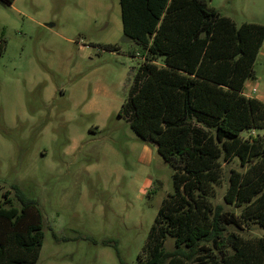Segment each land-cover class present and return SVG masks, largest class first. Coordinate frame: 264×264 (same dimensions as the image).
Returning a JSON list of instances; mask_svg holds the SVG:
<instances>
[{
  "label": "rangeland",
  "instance_id": "obj_1",
  "mask_svg": "<svg viewBox=\"0 0 264 264\" xmlns=\"http://www.w3.org/2000/svg\"><path fill=\"white\" fill-rule=\"evenodd\" d=\"M207 3L237 25H264V0ZM0 36V202L8 191L16 207L18 192L36 202L44 219L36 264H141L174 170L134 133L130 113L120 114L145 51L124 37L119 0H15L0 5ZM254 71L244 93L264 99V44ZM222 167L212 203L238 215L224 196L231 170L244 168L238 159ZM231 233L264 237L254 223ZM164 248L175 250L172 237Z\"/></svg>",
  "mask_w": 264,
  "mask_h": 264
},
{
  "label": "trees",
  "instance_id": "obj_2",
  "mask_svg": "<svg viewBox=\"0 0 264 264\" xmlns=\"http://www.w3.org/2000/svg\"><path fill=\"white\" fill-rule=\"evenodd\" d=\"M119 3L124 37L145 51L137 88L120 114L130 113L134 133L154 143L174 170V191L161 204L141 264H264V237L226 236L231 226L264 229V136L243 137L244 131L264 130V103L244 93L255 77L264 25H237L207 0ZM6 47L0 36V58ZM195 122L206 123L212 133ZM236 159L244 169L231 170L224 200L241 208L238 215L211 199L223 177L222 161ZM16 194L20 207L9 191L0 202V264H36L43 215L34 200ZM168 237L173 252L165 251ZM204 242L211 248L197 250Z\"/></svg>",
  "mask_w": 264,
  "mask_h": 264
},
{
  "label": "crops",
  "instance_id": "obj_3",
  "mask_svg": "<svg viewBox=\"0 0 264 264\" xmlns=\"http://www.w3.org/2000/svg\"><path fill=\"white\" fill-rule=\"evenodd\" d=\"M246 95V94H245ZM247 97H250V98H255V97H253V96H250V95H246ZM255 99H258V100H260L261 102H263L264 103V99H262V98H259V97H257V98H255ZM150 183H151V180H147L146 181V183H145V187H148L149 185H150Z\"/></svg>",
  "mask_w": 264,
  "mask_h": 264
},
{
  "label": "water",
  "instance_id": "obj_4",
  "mask_svg": "<svg viewBox=\"0 0 264 264\" xmlns=\"http://www.w3.org/2000/svg\"><path fill=\"white\" fill-rule=\"evenodd\" d=\"M0 5L4 7V6L8 5V4H6L3 0H0Z\"/></svg>",
  "mask_w": 264,
  "mask_h": 264
},
{
  "label": "built area",
  "instance_id": "obj_5",
  "mask_svg": "<svg viewBox=\"0 0 264 264\" xmlns=\"http://www.w3.org/2000/svg\"><path fill=\"white\" fill-rule=\"evenodd\" d=\"M252 92H253V93H256V90H255V89H253V90H252Z\"/></svg>",
  "mask_w": 264,
  "mask_h": 264
}]
</instances>
